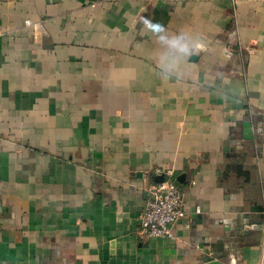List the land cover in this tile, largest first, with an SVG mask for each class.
<instances>
[{
    "label": "crops",
    "instance_id": "obj_1",
    "mask_svg": "<svg viewBox=\"0 0 264 264\" xmlns=\"http://www.w3.org/2000/svg\"><path fill=\"white\" fill-rule=\"evenodd\" d=\"M146 21L199 41L182 78ZM0 264H264V0H0Z\"/></svg>",
    "mask_w": 264,
    "mask_h": 264
},
{
    "label": "built area",
    "instance_id": "obj_2",
    "mask_svg": "<svg viewBox=\"0 0 264 264\" xmlns=\"http://www.w3.org/2000/svg\"><path fill=\"white\" fill-rule=\"evenodd\" d=\"M184 203L183 191L169 172L163 182L146 189L145 205L137 219L139 233L147 237L173 238V224L186 214ZM195 212H200L198 206Z\"/></svg>",
    "mask_w": 264,
    "mask_h": 264
},
{
    "label": "clouds",
    "instance_id": "obj_3",
    "mask_svg": "<svg viewBox=\"0 0 264 264\" xmlns=\"http://www.w3.org/2000/svg\"><path fill=\"white\" fill-rule=\"evenodd\" d=\"M144 31L155 36L162 46V51L157 54L155 64L162 72L156 73L162 80L173 77L182 78L184 69L181 62L201 50L198 40L190 42L189 34L185 32L169 34L159 22L146 21Z\"/></svg>",
    "mask_w": 264,
    "mask_h": 264
},
{
    "label": "water",
    "instance_id": "obj_4",
    "mask_svg": "<svg viewBox=\"0 0 264 264\" xmlns=\"http://www.w3.org/2000/svg\"><path fill=\"white\" fill-rule=\"evenodd\" d=\"M246 129L249 132L250 124L248 122L245 123ZM166 179V176L164 174H161L160 176L156 177V183H161Z\"/></svg>",
    "mask_w": 264,
    "mask_h": 264
}]
</instances>
